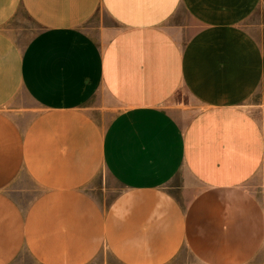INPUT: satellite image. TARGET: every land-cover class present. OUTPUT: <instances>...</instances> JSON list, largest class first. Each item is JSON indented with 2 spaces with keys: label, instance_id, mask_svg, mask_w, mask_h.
I'll return each instance as SVG.
<instances>
[{
  "label": "crops",
  "instance_id": "crops-1",
  "mask_svg": "<svg viewBox=\"0 0 264 264\" xmlns=\"http://www.w3.org/2000/svg\"><path fill=\"white\" fill-rule=\"evenodd\" d=\"M263 11L0 0V264H264Z\"/></svg>",
  "mask_w": 264,
  "mask_h": 264
},
{
  "label": "rangeland",
  "instance_id": "rangeland-1",
  "mask_svg": "<svg viewBox=\"0 0 264 264\" xmlns=\"http://www.w3.org/2000/svg\"><path fill=\"white\" fill-rule=\"evenodd\" d=\"M89 24H91V22ZM248 25L250 26V28H252L253 32L256 34L258 39L264 40V11L254 14V16L248 21ZM17 26H21V27L26 26L29 28V30L32 33H35L37 31V29L35 27H33L32 24H29L28 19L23 14L20 15L18 19L12 21L8 27L14 30V28ZM254 101H255L254 104L250 103V105H252V106H250V108L256 109L257 111H255V113L258 115H259L258 110H260L261 115H262V113H264V112H262L264 110V94L259 93L257 98L254 99ZM98 183L96 185L99 186ZM179 183H180V181L178 179H176L172 183H170L169 187L172 189V191L177 193ZM107 187L109 189H105L106 192L103 196L105 202H109L116 195V193H118V191H119V187L116 186L115 184L110 183V185ZM261 188L262 187H259L258 189H261ZM98 190H100V189H98ZM258 194L260 195L261 198H264V191L263 192L258 191ZM182 199H183V201H186V198H182ZM186 255L187 254L184 253L183 259L185 261H189V262L193 263L194 262L193 258H190L189 256H188L189 257L188 258V257H186Z\"/></svg>",
  "mask_w": 264,
  "mask_h": 264
}]
</instances>
